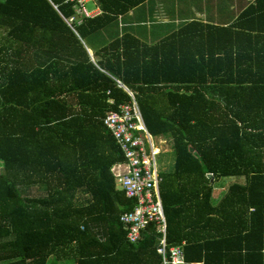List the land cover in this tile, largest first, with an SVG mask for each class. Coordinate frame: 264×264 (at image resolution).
Here are the masks:
<instances>
[{
  "label": "trees",
  "instance_id": "trees-1",
  "mask_svg": "<svg viewBox=\"0 0 264 264\" xmlns=\"http://www.w3.org/2000/svg\"><path fill=\"white\" fill-rule=\"evenodd\" d=\"M144 1L93 0L92 19L65 0L0 1V264H162L154 226L130 244L119 221L135 203L116 188L124 158L102 119L131 101L122 86L150 135L171 141L167 245L183 264H264L262 34L241 24L249 13L151 45L125 32L93 63L80 39Z\"/></svg>",
  "mask_w": 264,
  "mask_h": 264
},
{
  "label": "built area",
  "instance_id": "built-area-1",
  "mask_svg": "<svg viewBox=\"0 0 264 264\" xmlns=\"http://www.w3.org/2000/svg\"><path fill=\"white\" fill-rule=\"evenodd\" d=\"M75 6L77 18L89 15L83 8V0H65ZM75 21L70 18L69 25ZM122 86V83H120ZM122 88L131 101L120 104L116 111H110L102 119V124L109 131L120 150L124 161L112 167L116 188L124 193L126 199L134 201L131 212L121 214L119 221L126 231L130 244H137L142 232L152 225L158 234L156 252L162 264H183L181 245L168 246L166 242V221L160 197L162 181L159 156L160 141L150 135L143 122L133 94ZM182 244V243H181Z\"/></svg>",
  "mask_w": 264,
  "mask_h": 264
},
{
  "label": "crops",
  "instance_id": "crops-1",
  "mask_svg": "<svg viewBox=\"0 0 264 264\" xmlns=\"http://www.w3.org/2000/svg\"><path fill=\"white\" fill-rule=\"evenodd\" d=\"M83 2V8L84 5H90L87 10L84 8L89 15L85 19H92L100 14L93 0ZM245 13H249V16H244L241 24L246 30L253 28L250 32H260L264 45V0H145L98 34L80 39V43L94 63L98 58L94 51L125 32L151 45L177 31L183 24L198 22L225 28L233 26L241 14ZM74 23L78 25L80 21ZM233 181L235 179L226 178L214 185L213 203L220 200L227 185Z\"/></svg>",
  "mask_w": 264,
  "mask_h": 264
},
{
  "label": "rangeland",
  "instance_id": "rangeland-1",
  "mask_svg": "<svg viewBox=\"0 0 264 264\" xmlns=\"http://www.w3.org/2000/svg\"><path fill=\"white\" fill-rule=\"evenodd\" d=\"M3 1V0H0ZM84 8L87 10L90 8V5H84ZM156 141H160L161 154L159 156L160 168L163 171H170L173 166L174 154L171 148V141L166 138L158 137ZM2 170V162L0 161V171ZM48 264H72L71 262L61 263V261H56L54 258H49Z\"/></svg>",
  "mask_w": 264,
  "mask_h": 264
}]
</instances>
